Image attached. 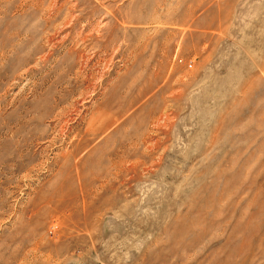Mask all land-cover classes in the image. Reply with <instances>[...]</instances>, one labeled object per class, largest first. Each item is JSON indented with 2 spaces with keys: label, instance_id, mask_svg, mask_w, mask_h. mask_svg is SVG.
<instances>
[{
  "label": "rangeland",
  "instance_id": "374dc122",
  "mask_svg": "<svg viewBox=\"0 0 264 264\" xmlns=\"http://www.w3.org/2000/svg\"><path fill=\"white\" fill-rule=\"evenodd\" d=\"M0 264H264V0H0Z\"/></svg>",
  "mask_w": 264,
  "mask_h": 264
}]
</instances>
